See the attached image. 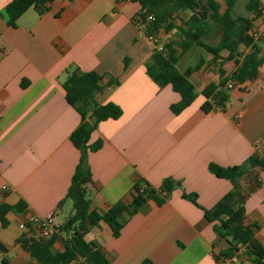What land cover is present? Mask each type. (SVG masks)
Listing matches in <instances>:
<instances>
[{
  "label": "crops",
  "instance_id": "crops-1",
  "mask_svg": "<svg viewBox=\"0 0 264 264\" xmlns=\"http://www.w3.org/2000/svg\"><path fill=\"white\" fill-rule=\"evenodd\" d=\"M10 1L0 0V204L23 202L25 209L8 212L6 226L0 224V243L6 249L0 264L2 257L8 264L34 262L16 243L25 233L19 224L26 215L53 213L58 227L71 210L68 201H61L80 156L69 140L80 118L66 102L62 83L73 68L104 75L94 101L111 102L121 111L117 119L100 121L90 135V144L101 141L86 156L90 181L82 185L90 210L103 214L118 201L128 205L136 186L157 190L165 179L174 184L161 205L148 200L132 215L120 213L117 237L99 221L88 227L85 240L102 250L108 264H218L213 252L226 242L215 235V222L203 209L211 208L231 183L208 166L240 165L252 155L264 158V63L255 79L230 89L223 109L204 113L202 88L217 82L219 66L229 74L233 63L224 59V51L214 60L204 49L192 47L176 68L184 72L203 60L188 77L196 96L174 114L169 107L179 95L170 86L158 87L145 73L154 45L131 21L140 9L137 2L53 0L42 14L29 8L11 27L4 13ZM237 5L233 15L246 16L235 12ZM189 14L180 13L174 26ZM175 27L161 29L158 41H175ZM252 32H264V14L254 21ZM219 39L220 28L203 37L213 46ZM258 44L262 55L264 42ZM111 78L118 83L109 84ZM257 172L258 186L245 178L239 184L245 194L243 224L254 227L251 244L264 247V171ZM31 231L35 237L36 229ZM64 237L57 233L55 251H63ZM237 264L252 263L243 256Z\"/></svg>",
  "mask_w": 264,
  "mask_h": 264
},
{
  "label": "trees",
  "instance_id": "trees-1",
  "mask_svg": "<svg viewBox=\"0 0 264 264\" xmlns=\"http://www.w3.org/2000/svg\"><path fill=\"white\" fill-rule=\"evenodd\" d=\"M53 0H11L5 7L6 24L14 27L16 20L29 8L42 14ZM70 1V0H68ZM127 1V0H120ZM137 2L140 6L131 21L143 29L146 36L157 35L162 29L165 32L174 26L173 20L180 13L188 11L187 19L181 20L176 26V40L156 42L150 57L144 63L145 73L158 86H170L179 95V100L170 105V111L179 113L194 100L196 93L194 85L188 79L189 75L197 70L203 60L199 59L193 67L184 72L176 68L179 57L192 47H200L212 54L214 60L219 58L221 51L226 53L225 60L232 61L233 70L226 72L219 66L217 82H211L202 88L204 101L201 110L210 113L215 108L223 109L229 99L228 82L233 86L241 87L247 81L255 79L258 67L264 63V53L258 44L259 37L252 35L254 21L264 14L263 0H245L244 11L246 16L233 15L232 11L238 0H128ZM152 15L153 20L148 21ZM220 28V39L217 45H209L203 37L211 35ZM161 45V50L156 48ZM249 48L248 52L244 49ZM126 61H124V65ZM104 75L95 71H80L73 68L67 71L62 83L66 102L78 113L79 123L69 136L70 142L79 150L80 156L71 177L61 204L68 201L71 210L64 222L56 227V232L47 239L34 237L31 226L27 225L25 233L16 240V243L34 259L26 264H108L102 250L95 244L85 240L84 236L91 225L99 221L105 222L112 230V235H119L122 224L118 216L123 211L130 215L136 213L148 200L161 205L170 193L174 184L170 179L163 180L159 189L148 186H136L132 193V200L128 205L118 201L111 205L103 214L90 210V200L83 182L90 181V173L86 162L89 151L100 148L101 141L89 143L91 133L100 121L117 119L120 108L111 103L97 104L94 94L102 90L101 80ZM118 80L111 78L109 84L116 85ZM208 169L215 176L225 178L231 183V189L225 193L211 208L203 209L204 216L213 225L215 235L225 240L226 247L213 252V259L218 264H237L241 258L246 257L252 264H264V247L253 246L251 238L252 226L243 224L245 194L242 192L239 180L245 178L259 185L258 170L264 171V158L256 155L250 156L244 163L231 167H220L209 164ZM192 202L195 197L184 195ZM25 204L19 202L15 205L0 204V224L6 226L5 215L8 212L22 213ZM57 233H64V249L55 251L52 247ZM6 249L0 243V253ZM2 264H8V259L2 257ZM141 264H152L145 260Z\"/></svg>",
  "mask_w": 264,
  "mask_h": 264
},
{
  "label": "built area",
  "instance_id": "built-area-1",
  "mask_svg": "<svg viewBox=\"0 0 264 264\" xmlns=\"http://www.w3.org/2000/svg\"><path fill=\"white\" fill-rule=\"evenodd\" d=\"M147 18L148 21L153 20L152 15H149ZM252 35L255 38L258 37L257 32H253ZM147 38L153 43V45H155V43L158 42V35H150L147 36ZM156 48L158 50H161V45L158 44ZM227 86L228 88H232L233 83L228 82ZM1 188L4 191L8 190V188L5 185H3ZM27 225L34 227L36 229L35 237L47 239L50 238L56 232L53 213H49L48 215L42 217L33 214L26 215L23 222L19 224V228L25 230Z\"/></svg>",
  "mask_w": 264,
  "mask_h": 264
},
{
  "label": "rangeland",
  "instance_id": "rangeland-1",
  "mask_svg": "<svg viewBox=\"0 0 264 264\" xmlns=\"http://www.w3.org/2000/svg\"><path fill=\"white\" fill-rule=\"evenodd\" d=\"M244 3H245V0H238V5L236 6L235 8V12L236 13H243L244 12ZM258 37H259V41H263L264 42V32L262 33H259L258 32ZM57 222L60 223V220L57 219Z\"/></svg>",
  "mask_w": 264,
  "mask_h": 264
}]
</instances>
